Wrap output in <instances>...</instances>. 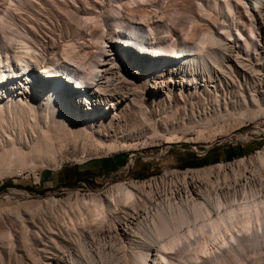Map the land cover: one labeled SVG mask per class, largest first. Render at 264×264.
Instances as JSON below:
<instances>
[{
  "label": "bare ground",
  "instance_id": "6f19581e",
  "mask_svg": "<svg viewBox=\"0 0 264 264\" xmlns=\"http://www.w3.org/2000/svg\"><path fill=\"white\" fill-rule=\"evenodd\" d=\"M250 1L60 0L71 27L57 43L21 17L22 27L11 1L0 17V178L60 167L72 144L115 154L264 118V0ZM8 209L0 220L18 224L0 232V264H264V148Z\"/></svg>",
  "mask_w": 264,
  "mask_h": 264
},
{
  "label": "rangeland",
  "instance_id": "374dc122",
  "mask_svg": "<svg viewBox=\"0 0 264 264\" xmlns=\"http://www.w3.org/2000/svg\"><path fill=\"white\" fill-rule=\"evenodd\" d=\"M1 1L2 2H0V9L2 8L3 11L1 9L2 12L0 11V17L3 16L2 14H4L5 11H6L5 14L9 11L8 13L12 12L14 16H16V12L18 14L22 12L21 13L22 16L17 15L15 19L19 21V24L22 27L24 26L22 24H25V26L29 25L34 28L37 26L36 28L39 29V30L37 29L39 31L38 35L41 34L39 36L42 39L45 37L47 39V40L45 39V41H50V43H53L52 42L54 41L53 39H56L61 34L68 32L66 30H70L71 25L69 24L71 23L67 22L68 20L64 16H62L61 12H59L58 5L54 3V2H58L60 5L62 3L60 2V0H56V1L53 0L54 2L52 0H49L50 4H48L49 3L48 0H45L46 2L44 0H36V3L33 0L32 1L30 0V2H33V3H29V4L30 5L33 4L32 5L33 7L29 6L28 0H27L28 2L25 0H19L22 3H18V0H11L12 2H14L13 5H15V7L11 6L13 8L9 6H8L9 8L6 7L8 4H12L10 0L8 1L1 0ZM39 1L41 5L38 4ZM174 1L177 4L180 1H182L179 3L182 7L184 6V4H185L184 7L191 6L190 0L189 1L188 0H177V1L174 0ZM4 2L5 4L6 3L7 4L5 5ZM175 2L171 6L168 5L167 2L166 4L164 3L163 7L167 6L166 9L164 8V10L168 12V16L174 15V8H175L174 6L177 5ZM16 3L19 6V9L20 7L21 8L26 7L27 10L26 8L24 9L25 11L23 9L19 10L18 7L16 6ZM249 3L250 4L252 3L254 6V2L249 0ZM54 4L57 7H55ZM179 4L178 6L180 7ZM43 5H44L43 8L45 9L50 8V9H47L48 12L50 10L49 12L50 14L44 11L45 9L44 10L42 9L41 6ZM169 6L170 8L172 7L173 9L168 8ZM30 7H32L33 9ZM52 7L56 9L54 8L52 9ZM245 7L246 5L243 4V7L241 8L242 13L244 15H248V12L246 11L247 9ZM10 8L11 10L13 9V11H11ZM40 8L42 9V11ZM14 9L15 10L17 9L15 13H14ZM34 9H35V12L37 11L43 12L42 14L43 16L41 17L40 13L38 12H37L38 14L35 13ZM168 9H170L173 14L170 13L169 15L170 10ZM28 10L30 12L33 11L32 13H35V14L31 15L32 13H29ZM56 12L57 14L55 15ZM30 15L34 19H32ZM28 17L29 19L33 21L35 20L34 21L35 26L31 25L34 22L29 20ZM35 17H37V19ZM56 17H59V18L56 19ZM19 18L22 20L21 21L22 24ZM46 18H50V19H46ZM27 19L29 20V22H27ZM220 20L223 21L224 18L220 17ZM36 21H40L38 25H37L38 22L36 23ZM50 22L52 23L50 24ZM47 23H49L48 24L49 26H47ZM40 24H41L43 31L44 30L46 32L49 31L48 36H47L48 33H45V31L43 33L41 28H39ZM43 24H45L46 26L43 27L44 26ZM60 24L62 27L60 26ZM65 24L68 25L67 29H66ZM59 28L60 29L62 28V31L60 30L61 32L59 31ZM63 29H64V32H63ZM50 35H52L53 38ZM55 41L57 43L58 40L56 39ZM91 45L93 46V44ZM223 125L224 126L218 127L215 132L209 133L208 131H205L202 135H198L197 132L193 133L191 134L192 139L189 142H185V141L176 142L175 141V142L170 143V142H166L165 140L163 141V139H157L154 142L150 141L148 146L146 145V147L144 146L142 148L141 145H138L140 144L141 141H138V144L136 145L137 149H132L131 151H122V152L115 153V154H108L104 148H101L100 150V147L95 148V146H91L89 144L87 146L86 145L83 146L82 144L69 145L70 147H67L68 149L64 148L65 150L63 149V152H60L64 154L63 155L60 154L62 156H59V158L63 157V159H65V162L60 167H56V168L55 167H44L40 165L41 167L38 166L37 167L38 169L35 172L25 170L23 171L21 175L20 173H18V174L13 175V177L12 176H9V177L3 176V178L1 177L0 178V210H5V208L6 209L12 208V207L14 208L18 204L21 205V203L27 202L28 200L42 201L43 199L48 198L49 196H56L57 198H66L70 193L76 192V191H80L81 193L87 194V193L95 192L98 190L106 189L113 183H117L119 181H130V180L142 181V180H150L152 178H160L161 176L165 175V172L167 171H175V170L182 171L186 169H196V168H202L208 165H214L218 163L231 164L244 157L250 158L251 156L255 155L259 150H262L264 148V118L256 121L255 123L251 122L250 120L248 121L247 120L245 121L237 120L235 122H232V123L229 122V124L226 123ZM130 142L134 143L137 141H130ZM154 143L156 145H153ZM89 147L90 148L93 147L94 149L92 148L90 149ZM75 149L78 151V154H77V151H75ZM81 149L83 151L87 149V151H84L85 153H83ZM66 153L68 154L69 157L66 156L67 155ZM207 157L211 160L212 162L211 164L204 165L201 167H185V165L188 163L196 162L197 159L195 158L203 159ZM88 171L92 172V175L90 176L82 175ZM49 174H59L60 180L62 181V185L54 184L50 187L48 185H45L44 183L46 181L45 178ZM4 184H11V185L3 188ZM27 188H31V189H27ZM23 213L25 214L24 211ZM9 216L10 215H7V214L3 215V218L1 219L3 221L5 220V222L7 221L6 222L7 225L5 224V222H2L0 220V226H1L0 232L3 231L2 230L3 226L6 227L8 225L10 226L15 223L14 222L15 220L13 218L14 216L13 215L12 217L11 216L9 217ZM6 218H8V220H11V219L12 220L8 221ZM9 237L13 238V236L8 235L7 240H9Z\"/></svg>",
  "mask_w": 264,
  "mask_h": 264
},
{
  "label": "trees",
  "instance_id": "16d2710c",
  "mask_svg": "<svg viewBox=\"0 0 264 264\" xmlns=\"http://www.w3.org/2000/svg\"><path fill=\"white\" fill-rule=\"evenodd\" d=\"M197 159L196 162L194 163H188L185 165V167H201V166H204V165H208V164H211V160L207 157V158H203V159H199V158H195ZM82 175H86V176H90L92 175V172L88 171L86 172L85 174H82ZM11 184H4L3 185V188L7 187V186H10ZM27 189H31V188H27Z\"/></svg>",
  "mask_w": 264,
  "mask_h": 264
},
{
  "label": "crops",
  "instance_id": "0c3cea01",
  "mask_svg": "<svg viewBox=\"0 0 264 264\" xmlns=\"http://www.w3.org/2000/svg\"><path fill=\"white\" fill-rule=\"evenodd\" d=\"M45 180H46L44 182L45 185H48L49 187L54 185V184L55 185H59V184L62 185V181L60 180L59 174H49V175L46 176Z\"/></svg>",
  "mask_w": 264,
  "mask_h": 264
}]
</instances>
